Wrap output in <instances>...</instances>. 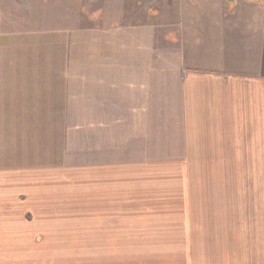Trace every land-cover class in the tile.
Masks as SVG:
<instances>
[{
	"label": "rangeland",
	"instance_id": "rangeland-1",
	"mask_svg": "<svg viewBox=\"0 0 264 264\" xmlns=\"http://www.w3.org/2000/svg\"><path fill=\"white\" fill-rule=\"evenodd\" d=\"M202 3L226 14L227 0H0V264H186L188 245L85 234L115 226L98 223L105 203L174 205L178 229L194 197L219 216L234 204L244 264H264V164L188 156L181 49ZM205 247L221 264L226 246Z\"/></svg>",
	"mask_w": 264,
	"mask_h": 264
},
{
	"label": "crops",
	"instance_id": "crops-1",
	"mask_svg": "<svg viewBox=\"0 0 264 264\" xmlns=\"http://www.w3.org/2000/svg\"><path fill=\"white\" fill-rule=\"evenodd\" d=\"M201 7L194 33L185 34L186 46L181 49L185 55L181 65L188 70L182 96L185 132L192 133L187 140L195 145L188 156L199 158L194 161L198 164H264V0H227L225 15L205 3ZM193 199L194 205L178 206L183 207L176 217L182 224L178 229L168 226V216L162 215L173 212L169 208L174 205L105 203L98 223L110 221L115 226L105 227L103 234L101 224L97 236L87 228L85 235L100 245H188L186 264L200 258L210 263L212 254L205 246L225 245L219 263L244 264L247 253L235 237L234 204L219 216L218 205ZM156 219L158 225L152 228ZM44 233L58 238L56 231Z\"/></svg>",
	"mask_w": 264,
	"mask_h": 264
}]
</instances>
